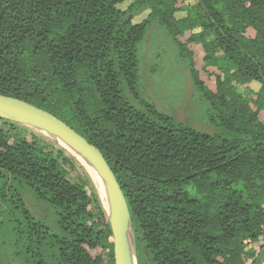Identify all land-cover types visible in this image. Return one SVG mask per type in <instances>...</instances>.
I'll use <instances>...</instances> for the list:
<instances>
[{"label": "trees", "instance_id": "16d2710c", "mask_svg": "<svg viewBox=\"0 0 264 264\" xmlns=\"http://www.w3.org/2000/svg\"><path fill=\"white\" fill-rule=\"evenodd\" d=\"M153 22L222 132L140 93L137 47ZM0 94L100 150L137 264H264V0H0ZM97 193L66 149L0 117V264H115Z\"/></svg>", "mask_w": 264, "mask_h": 264}, {"label": "rangeland", "instance_id": "374dc122", "mask_svg": "<svg viewBox=\"0 0 264 264\" xmlns=\"http://www.w3.org/2000/svg\"><path fill=\"white\" fill-rule=\"evenodd\" d=\"M137 55L138 89L143 97L196 130L210 134L222 132L211 124L207 112L209 104L196 91L186 61L179 56L174 43L159 24L148 25L138 44ZM71 175L78 179L82 171L75 168ZM102 206L105 208L103 203Z\"/></svg>", "mask_w": 264, "mask_h": 264}, {"label": "water", "instance_id": "95a60500", "mask_svg": "<svg viewBox=\"0 0 264 264\" xmlns=\"http://www.w3.org/2000/svg\"><path fill=\"white\" fill-rule=\"evenodd\" d=\"M0 117L22 123L41 132L75 157L69 148L59 142L62 140L92 162L111 196L112 214L106 210L105 212L110 222L113 237L114 263L133 264L127 250L129 233L133 236L127 202L113 171L100 150L49 112L17 98L0 94ZM135 264H137L136 257Z\"/></svg>", "mask_w": 264, "mask_h": 264}, {"label": "bare ground", "instance_id": "6f19581e", "mask_svg": "<svg viewBox=\"0 0 264 264\" xmlns=\"http://www.w3.org/2000/svg\"><path fill=\"white\" fill-rule=\"evenodd\" d=\"M54 139H57L53 137ZM59 140V139H57ZM60 143L65 145L67 148H69L75 155L76 159L82 164V166L85 168V170L88 172L98 194L100 197V200L105 206V210L112 214V204H111V196L110 193L104 184L103 179L99 175V173L96 171L95 167L93 166L92 162L83 154L75 151L70 146H68L66 143H64L62 140H59ZM127 250L129 257L133 264H135V249H134V243H133V236L131 233H129L128 241H127Z\"/></svg>", "mask_w": 264, "mask_h": 264}]
</instances>
